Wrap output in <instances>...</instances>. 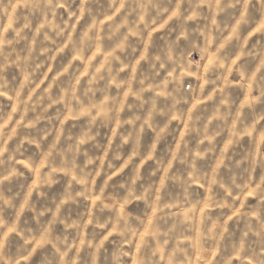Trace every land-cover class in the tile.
<instances>
[{
  "label": "clouds",
  "instance_id": "clouds-1",
  "mask_svg": "<svg viewBox=\"0 0 264 264\" xmlns=\"http://www.w3.org/2000/svg\"><path fill=\"white\" fill-rule=\"evenodd\" d=\"M0 264H264V0H0Z\"/></svg>",
  "mask_w": 264,
  "mask_h": 264
}]
</instances>
